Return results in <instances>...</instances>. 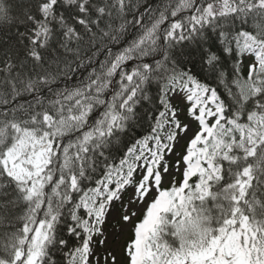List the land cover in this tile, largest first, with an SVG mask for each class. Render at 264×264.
I'll list each match as a JSON object with an SVG mask.
<instances>
[{
  "label": "snow or ice",
  "instance_id": "6c2138e0",
  "mask_svg": "<svg viewBox=\"0 0 264 264\" xmlns=\"http://www.w3.org/2000/svg\"><path fill=\"white\" fill-rule=\"evenodd\" d=\"M0 29V264H264V0H0Z\"/></svg>",
  "mask_w": 264,
  "mask_h": 264
},
{
  "label": "trees",
  "instance_id": "16d2710c",
  "mask_svg": "<svg viewBox=\"0 0 264 264\" xmlns=\"http://www.w3.org/2000/svg\"><path fill=\"white\" fill-rule=\"evenodd\" d=\"M28 2V0H17V3H24L26 4ZM154 2H158V0H154ZM13 31H15V29H13ZM8 39V36L5 34L3 29H0V47L3 46V42L6 41ZM232 62L229 61L228 62V66L229 68L231 67ZM190 68H192V65H189ZM194 71L198 70V69H193ZM81 72H85V69H81ZM241 72L243 73V75L246 77L247 72L243 69V65H241ZM221 91H223V89H221ZM156 94V87L155 85L152 86V88L150 89V95H152L153 97ZM33 98L32 96L29 95H25L23 97H21L20 102L21 103H27V102H32ZM152 107V105L147 104V102H144V108L141 109V111H146L148 108ZM148 122L146 121H141L139 124H137L129 133L128 136L126 137V139H131L133 137H139L142 135L147 134L148 132ZM20 211H23V209L21 208Z\"/></svg>",
  "mask_w": 264,
  "mask_h": 264
},
{
  "label": "rangeland",
  "instance_id": "374dc122",
  "mask_svg": "<svg viewBox=\"0 0 264 264\" xmlns=\"http://www.w3.org/2000/svg\"><path fill=\"white\" fill-rule=\"evenodd\" d=\"M250 62H251V58H249V57H246V58H244V60H243L242 65H243V69H244L246 72H247L248 64H249ZM183 143H184V142L181 141V145L177 147V149H176V153H177V154H179V153H181V152L183 151ZM175 158H176L175 156L172 157V159H175ZM169 179H171V177H169ZM176 179H179V176H178V175L176 176ZM110 228H111V226H109V230H110ZM127 235H128L127 232L123 233L122 236H121V239H120L119 241H117V240H115V239H110V246L116 245V244H118V243H122L123 240L126 239Z\"/></svg>",
  "mask_w": 264,
  "mask_h": 264
}]
</instances>
